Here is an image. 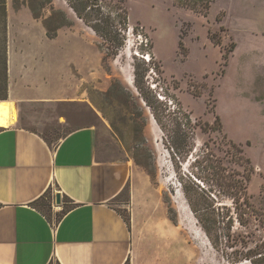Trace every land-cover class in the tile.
<instances>
[{"label":"rangeland","instance_id":"obj_1","mask_svg":"<svg viewBox=\"0 0 264 264\" xmlns=\"http://www.w3.org/2000/svg\"><path fill=\"white\" fill-rule=\"evenodd\" d=\"M5 1L0 126L14 118L53 146L92 120L69 103L89 97L107 118L100 155L138 168L114 201L136 264H264V0H100L115 22L114 10L126 16L113 55L66 0Z\"/></svg>","mask_w":264,"mask_h":264},{"label":"crops","instance_id":"obj_2","mask_svg":"<svg viewBox=\"0 0 264 264\" xmlns=\"http://www.w3.org/2000/svg\"><path fill=\"white\" fill-rule=\"evenodd\" d=\"M8 73L10 81V66ZM57 86L41 91L53 94ZM14 96L10 88L8 97ZM69 101L84 103L93 118L53 146L14 118L0 126V264H136L134 233L114 201L138 168L130 158H103L97 128L107 118L89 97ZM48 191L51 221L34 205ZM64 206L71 208L56 222Z\"/></svg>","mask_w":264,"mask_h":264},{"label":"trees","instance_id":"obj_3","mask_svg":"<svg viewBox=\"0 0 264 264\" xmlns=\"http://www.w3.org/2000/svg\"><path fill=\"white\" fill-rule=\"evenodd\" d=\"M68 5L73 9L78 18H80L87 26H89L93 31L99 34L107 43V49L110 54H116L118 48L122 45L120 40L121 30L126 26V16L118 10H114L115 16H117L118 21H114L110 14H106L103 11V4L100 0H66ZM35 7L32 10L35 14ZM118 9H120L118 7ZM113 11V10H112ZM112 14V13H111ZM46 34L49 38H53L55 32H50L49 28L46 29ZM7 85H8V62H7V12H6V1L0 0V100L7 98ZM45 141L46 139L42 137ZM48 143V141H46ZM49 144V143H48ZM52 146L51 144H49ZM232 146L236 147L235 144ZM240 151L239 148H237ZM238 159H244L246 162L250 163L248 158H244L242 155L238 156ZM229 186V185H228ZM232 187L244 193L246 190V185L244 180L240 178L232 179ZM46 199V206L51 210V192L48 191L40 200L36 201L34 205L40 209L44 214L46 211L40 206V202ZM212 205H209L211 207ZM192 212L195 214L197 220L200 222L203 228L206 229L204 223L205 211L203 209H196L192 204H190ZM71 206H64L61 212L57 214L56 222L62 217V215L70 209ZM207 209V208H205ZM48 219L51 221V217L46 214ZM125 219V218H124ZM241 221V218L238 216ZM126 220V219H125ZM49 264H60L57 260L50 262ZM124 264H130L127 260Z\"/></svg>","mask_w":264,"mask_h":264},{"label":"water","instance_id":"obj_4","mask_svg":"<svg viewBox=\"0 0 264 264\" xmlns=\"http://www.w3.org/2000/svg\"><path fill=\"white\" fill-rule=\"evenodd\" d=\"M55 202H56V204H59L60 203V195L59 194H56V196H55Z\"/></svg>","mask_w":264,"mask_h":264},{"label":"bare ground","instance_id":"obj_5","mask_svg":"<svg viewBox=\"0 0 264 264\" xmlns=\"http://www.w3.org/2000/svg\"><path fill=\"white\" fill-rule=\"evenodd\" d=\"M4 109L2 107H0V119H1V116L4 114Z\"/></svg>","mask_w":264,"mask_h":264}]
</instances>
